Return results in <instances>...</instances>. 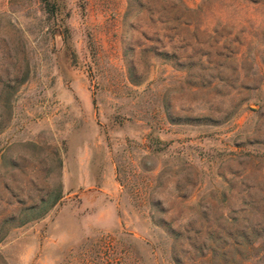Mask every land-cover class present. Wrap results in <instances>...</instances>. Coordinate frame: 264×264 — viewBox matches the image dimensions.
<instances>
[{"label": "rangeland", "instance_id": "rangeland-1", "mask_svg": "<svg viewBox=\"0 0 264 264\" xmlns=\"http://www.w3.org/2000/svg\"><path fill=\"white\" fill-rule=\"evenodd\" d=\"M52 3L0 0V264H264V0Z\"/></svg>", "mask_w": 264, "mask_h": 264}, {"label": "trees", "instance_id": "trees-1", "mask_svg": "<svg viewBox=\"0 0 264 264\" xmlns=\"http://www.w3.org/2000/svg\"><path fill=\"white\" fill-rule=\"evenodd\" d=\"M40 2L45 6L46 11L48 10V12H53V10H55V5L52 3V0H40ZM62 197L63 185L62 182L59 181L57 187L53 191H50L44 195L40 199L39 203L31 205L16 215H11L7 221L14 226H21L41 219L62 199ZM170 232L173 233L174 231L172 230ZM253 234L261 236L260 233H255V231ZM245 238L248 243H251L250 245L254 243L253 241H249L247 235H245Z\"/></svg>", "mask_w": 264, "mask_h": 264}]
</instances>
